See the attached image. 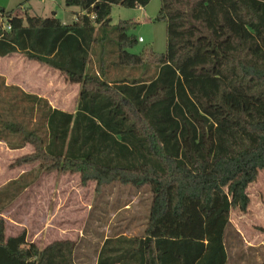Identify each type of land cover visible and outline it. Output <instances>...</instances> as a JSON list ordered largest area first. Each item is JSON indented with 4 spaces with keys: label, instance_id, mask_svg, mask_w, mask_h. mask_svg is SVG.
Instances as JSON below:
<instances>
[{
    "label": "trees",
    "instance_id": "obj_1",
    "mask_svg": "<svg viewBox=\"0 0 264 264\" xmlns=\"http://www.w3.org/2000/svg\"><path fill=\"white\" fill-rule=\"evenodd\" d=\"M30 1L0 6V56L19 52L79 92L71 112L23 92L21 107L0 76V140L31 146L12 165L35 167L0 188V211L40 172L77 174L97 194L118 185L149 196L142 233L110 232L96 264H227L231 212L247 210L264 170V0H160L161 54L129 52L135 23L110 24L113 5L150 0H65L78 8L69 24L20 15ZM5 228L0 217V264H78L75 242L39 247Z\"/></svg>",
    "mask_w": 264,
    "mask_h": 264
},
{
    "label": "rangeland",
    "instance_id": "obj_2",
    "mask_svg": "<svg viewBox=\"0 0 264 264\" xmlns=\"http://www.w3.org/2000/svg\"><path fill=\"white\" fill-rule=\"evenodd\" d=\"M21 2L22 0H0V5L10 10ZM27 6L30 7L31 14L44 17L55 15L67 23L74 18L75 12H78L77 7L66 6L65 0H31ZM159 6L160 0H150L141 8L120 5L111 7L110 24L116 25L123 20L134 22L130 33L142 39V42H138L129 52L138 54L146 46L151 47L155 53L164 52L165 24L155 20ZM18 13L21 15L23 10L19 9ZM73 89L63 86L61 90L66 96L58 103L52 101L54 106H62L71 111L77 97ZM59 92L54 93L51 100H56ZM2 159L0 154V160ZM13 161L4 158L3 170L0 165V175L8 174L9 171H6L11 167L20 166L14 169L15 172L18 169L28 172L35 168L27 167L29 165L24 168V165L15 166L12 165ZM257 177L256 182L246 189L250 198L247 210L231 212L233 228H243L253 245L260 243L264 237V170L260 171ZM94 186L92 181L87 186H81L77 174L40 172L33 184L2 207L0 217L5 221L6 235H16L25 230L28 241L39 247L57 240H70L76 243V260L88 263L94 257V248L98 247L110 232L127 236L141 234L147 219L148 194L145 191L137 193L129 187L118 185L105 187L97 194L94 192ZM252 253L247 254L249 259Z\"/></svg>",
    "mask_w": 264,
    "mask_h": 264
},
{
    "label": "crops",
    "instance_id": "obj_3",
    "mask_svg": "<svg viewBox=\"0 0 264 264\" xmlns=\"http://www.w3.org/2000/svg\"><path fill=\"white\" fill-rule=\"evenodd\" d=\"M26 7H28L27 4L21 6L20 9L24 11ZM74 18H71L72 20L71 21L69 20V23L72 22ZM62 21L65 24H69L64 20ZM0 76L4 79L5 86L18 89V90L16 89L14 90L15 97L13 99H8V100L11 101L14 105L20 104L21 107L26 106V101L21 100L22 97L21 92H23L25 94H31V95L35 94L38 97L44 98L45 100L48 101L51 107L68 111L66 108H63L62 106H54V102L52 101L58 103L59 101L64 100L66 93H62L63 90L61 89L63 88V86L67 87V89L76 88L73 89L75 90V96L78 95L79 92L78 86L76 84H70V85L67 84L64 81V77L57 70L53 68L50 69L42 64H39L34 60L30 61L19 52H15L10 56H4V57L0 56ZM58 91H60L59 97L56 100H51L52 95L54 93H58ZM2 95L5 96L6 94L2 92ZM75 104L71 111L75 110ZM0 105L7 106L9 105V103L0 101ZM31 151L32 148L28 144L21 145V147H17L16 149H10L4 141L0 140V154L3 156V159L0 160L1 170H3L2 164L5 157L7 160H12V159L15 160L18 156L30 153ZM24 167L25 165L22 168ZM27 167H30V165ZM17 168H20V166L11 167L6 171V172L9 171L8 174L6 173L0 175V186L5 185L10 180L18 178V176L25 171L24 169H22L21 171L20 169H18L15 172L14 169ZM232 223L233 221L231 219V227L229 229V232L232 231L233 233L232 235L234 237L233 238L231 237V239L228 241L230 248H228L229 256H228L227 264H262L264 262V246H263L264 237L260 243H258L257 245H253L252 241L250 240V237L248 236V233H246L245 230L241 227L235 226V228H233L234 225H232ZM245 234H247V237H245ZM5 235H6V228H5ZM6 236H15V235H6ZM129 236H133V235H129ZM106 237L103 238V240L106 239ZM103 240L101 241L100 245L103 243ZM248 253H252L250 259H249V255H247ZM248 259L250 263H248ZM96 261H97L96 254H94L93 259L88 263L78 262L76 260L78 264H96Z\"/></svg>",
    "mask_w": 264,
    "mask_h": 264
},
{
    "label": "built area",
    "instance_id": "obj_4",
    "mask_svg": "<svg viewBox=\"0 0 264 264\" xmlns=\"http://www.w3.org/2000/svg\"><path fill=\"white\" fill-rule=\"evenodd\" d=\"M3 27H5V28L9 29V25H8V24H6V23H3ZM139 42H142V39H141V38H139Z\"/></svg>",
    "mask_w": 264,
    "mask_h": 264
}]
</instances>
